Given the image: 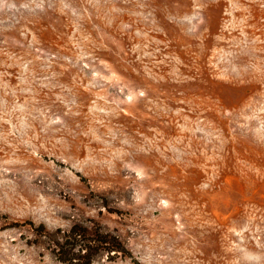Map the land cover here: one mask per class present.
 <instances>
[{"label": "rangeland", "instance_id": "rangeland-1", "mask_svg": "<svg viewBox=\"0 0 264 264\" xmlns=\"http://www.w3.org/2000/svg\"><path fill=\"white\" fill-rule=\"evenodd\" d=\"M74 225L264 264V0H0V264Z\"/></svg>", "mask_w": 264, "mask_h": 264}, {"label": "trees", "instance_id": "trees-1", "mask_svg": "<svg viewBox=\"0 0 264 264\" xmlns=\"http://www.w3.org/2000/svg\"><path fill=\"white\" fill-rule=\"evenodd\" d=\"M29 224L34 228L32 221ZM43 227V226H42ZM61 232V231H58ZM62 233V232H61ZM52 251L58 260L66 264H92L98 253L104 252L107 244L109 251L127 253L124 243L118 238L109 236L99 230L89 233L85 227L74 225L62 236H55Z\"/></svg>", "mask_w": 264, "mask_h": 264}]
</instances>
